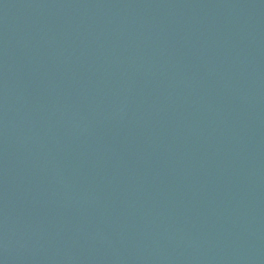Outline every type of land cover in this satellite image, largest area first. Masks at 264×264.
Wrapping results in <instances>:
<instances>
[{
	"label": "water",
	"instance_id": "water-1",
	"mask_svg": "<svg viewBox=\"0 0 264 264\" xmlns=\"http://www.w3.org/2000/svg\"><path fill=\"white\" fill-rule=\"evenodd\" d=\"M0 264H264V0H0Z\"/></svg>",
	"mask_w": 264,
	"mask_h": 264
}]
</instances>
